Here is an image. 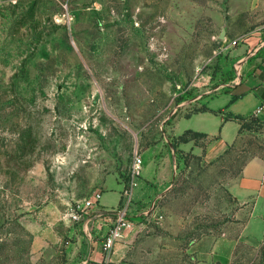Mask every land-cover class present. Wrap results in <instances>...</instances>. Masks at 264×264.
Segmentation results:
<instances>
[{"label":"rangeland","instance_id":"rangeland-1","mask_svg":"<svg viewBox=\"0 0 264 264\" xmlns=\"http://www.w3.org/2000/svg\"><path fill=\"white\" fill-rule=\"evenodd\" d=\"M251 37L264 0H0V264H83L94 193L137 222L110 264H264V219L235 197L264 124L184 131L215 129L189 117Z\"/></svg>","mask_w":264,"mask_h":264},{"label":"crops","instance_id":"crops-1","mask_svg":"<svg viewBox=\"0 0 264 264\" xmlns=\"http://www.w3.org/2000/svg\"><path fill=\"white\" fill-rule=\"evenodd\" d=\"M255 37H251L243 45L239 52L246 49L253 50L251 60L246 62L242 68L241 77L238 81L226 88L222 93L213 97H206L201 100L202 110L192 114L189 119L199 122L211 123L214 130L208 131L204 127L188 128L187 130L216 136L229 124L227 136L231 137L237 129L238 124L235 118L247 119L255 117L260 122H264V42L258 44ZM188 119V120H189ZM187 120L183 119L182 121ZM181 121H178V128ZM198 126V125H197ZM178 133H181L176 128ZM218 143H223L221 140ZM104 195H114L118 200L120 194L116 191H108ZM102 194V195H103ZM235 197L242 208L241 211H248V224H252L255 219L262 223L264 219V159L255 157L247 161L241 169L240 178L237 180ZM115 206L112 202L106 208ZM253 220V221H252ZM124 241V240H123ZM121 242L117 243L112 252L111 263L120 255L116 250ZM93 251L86 257L83 264H100L102 255L99 242H93ZM113 260V261H112Z\"/></svg>","mask_w":264,"mask_h":264},{"label":"built area","instance_id":"built-area-1","mask_svg":"<svg viewBox=\"0 0 264 264\" xmlns=\"http://www.w3.org/2000/svg\"><path fill=\"white\" fill-rule=\"evenodd\" d=\"M141 164V157H136L134 161L136 171L141 169ZM100 198V193H94L81 205V213L88 218L83 225V232L91 242L99 237L102 255L100 264H110V257L115 245L135 232L137 222L135 216L124 207L106 208L101 206ZM154 207L155 202L153 201L150 210Z\"/></svg>","mask_w":264,"mask_h":264},{"label":"water","instance_id":"water-1","mask_svg":"<svg viewBox=\"0 0 264 264\" xmlns=\"http://www.w3.org/2000/svg\"><path fill=\"white\" fill-rule=\"evenodd\" d=\"M227 25H228V22H227V20H225L224 21V24L222 25V27H221V31H220V33H219V35H218V39L219 40H225V34H226V28H227Z\"/></svg>","mask_w":264,"mask_h":264},{"label":"trees","instance_id":"trees-1","mask_svg":"<svg viewBox=\"0 0 264 264\" xmlns=\"http://www.w3.org/2000/svg\"><path fill=\"white\" fill-rule=\"evenodd\" d=\"M259 121V120H258ZM263 124H264V122H262ZM241 129H248V127H246L245 125H242L241 126ZM188 132H191L190 130H187L185 133H188ZM184 133V134H185ZM196 135H200V134H198V133H195ZM204 135V134H203Z\"/></svg>","mask_w":264,"mask_h":264}]
</instances>
